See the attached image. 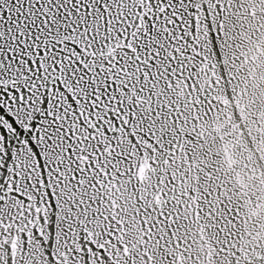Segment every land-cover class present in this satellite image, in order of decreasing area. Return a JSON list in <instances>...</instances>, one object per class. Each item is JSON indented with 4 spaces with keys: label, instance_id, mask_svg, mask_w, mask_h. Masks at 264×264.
Instances as JSON below:
<instances>
[{
    "label": "snow or ice",
    "instance_id": "obj_1",
    "mask_svg": "<svg viewBox=\"0 0 264 264\" xmlns=\"http://www.w3.org/2000/svg\"><path fill=\"white\" fill-rule=\"evenodd\" d=\"M0 264H264V0H0Z\"/></svg>",
    "mask_w": 264,
    "mask_h": 264
}]
</instances>
